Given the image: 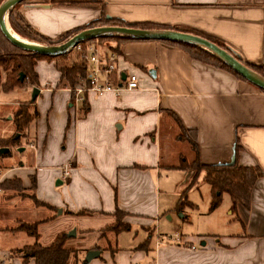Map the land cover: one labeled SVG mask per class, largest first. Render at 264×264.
I'll use <instances>...</instances> for the list:
<instances>
[{
	"label": "crops",
	"instance_id": "1",
	"mask_svg": "<svg viewBox=\"0 0 264 264\" xmlns=\"http://www.w3.org/2000/svg\"><path fill=\"white\" fill-rule=\"evenodd\" d=\"M19 11L34 30L52 39L83 27L104 11L107 18L130 24H162L178 31L188 28L224 43L249 64L263 60L264 0L30 2ZM118 48V67L136 74V90L87 92L85 102L76 103L68 88L57 86L59 73L45 59L35 65L40 91L34 101L30 85L0 90V110L8 118L0 121L7 127L0 138L14 133L8 112L16 110L15 105L27 103L38 113L19 145L6 147L9 151L0 154V181L18 176L25 184L34 175L35 197L46 203L23 204L24 199L9 198L0 189L2 264H35L34 259L23 262L11 254L35 242L25 231L8 229L18 221L38 222L39 241L47 245L66 230L73 229V236L78 231L84 236L101 230L114 222L116 208L125 213L122 221L128 228L106 234L113 244L97 248L95 242L85 247L86 251L100 250L87 264H264V176L254 184L249 208L238 205L233 212L231 201L226 204L227 214H235L238 223L230 231L226 230L229 220L206 222L198 233L175 223L166 237L159 215L163 210L173 221L174 212L160 204L157 179L162 169H178L182 158L194 157L189 143L178 139L181 129L176 118L185 128L196 130L203 163L231 162L238 141L242 147L238 163L259 165L264 173V92L161 41L123 40ZM12 91H18V99L1 98L2 93ZM165 145L169 150L164 151ZM174 145H183L187 153L173 151L170 146ZM13 147L23 148L19 152L26 155L12 158ZM67 161L72 162L71 175L62 180L59 167ZM192 175L185 171L182 188ZM199 182L204 181L200 178ZM187 207L195 208L193 204ZM179 217L182 223L190 222L185 209ZM133 230L136 233L131 235ZM146 240V247L141 246ZM79 257L84 259L81 251Z\"/></svg>",
	"mask_w": 264,
	"mask_h": 264
},
{
	"label": "trees",
	"instance_id": "2",
	"mask_svg": "<svg viewBox=\"0 0 264 264\" xmlns=\"http://www.w3.org/2000/svg\"><path fill=\"white\" fill-rule=\"evenodd\" d=\"M2 1L3 0H0V3ZM30 2L51 5H82L94 3L102 4L103 0H23L22 2L18 3L8 15V21L11 28L19 36L27 40L42 44H56L64 42L78 31L95 26L112 25L142 27L149 29L172 28L168 25L146 22L130 24L118 18H107L104 11H102L99 17L89 21L83 27L66 32L58 36L56 39H52L34 30L21 15L19 11L20 6L28 4ZM180 31L196 34L214 42L218 46L229 51L256 73L264 77V46L262 62L259 64H249L239 56H236L233 51L224 43L214 38L202 35L188 28H181ZM123 40L136 39L107 35L82 41L80 44H96L102 50H111L118 53L119 43ZM152 41H161L170 46L180 47L191 58L223 68L239 79L247 81L216 55L199 46L171 40ZM40 59H45L53 62L55 69L59 73V79L57 82L58 87L74 88L75 86L79 85L86 77V63L76 49H72L65 54L56 56L36 54L30 51L22 50L12 45L0 31V90L10 91L14 88H21L25 85V83H28V85L31 86L38 85V75L35 70V65ZM20 74L23 75L22 80L20 79ZM260 90L264 92L263 89ZM37 116V110L34 107H30L28 104H24L17 108L11 118V121L14 125V133L9 137L0 138V146L9 147L19 145L21 138H23V135L27 133L30 123L33 122L37 118ZM176 120L178 121L181 129L178 139L187 141L190 145L191 150L194 152V157L192 160L188 161L187 159L182 158L180 163L176 166L180 170L191 171L193 173L181 196L186 198V193L188 192V190L194 187L198 183V180L201 178L205 183L209 185L211 191V201L209 206L210 210H213L219 206L221 197L224 193L228 194L230 198L231 210L233 212L236 211L238 205L249 208L251 204V194L254 184L258 179L264 176L262 168L259 165L243 166L238 163L237 154L242 149L238 141L235 142L234 146L235 159L233 162L214 164L203 163L199 157L196 130L185 128L180 123L178 118H176ZM31 179L32 184H34V178ZM20 183L21 179L18 177L4 179L0 181V189L4 188V190H7L10 187L15 189L14 187H19ZM32 187H34V185ZM32 198L35 203H41L35 196H33ZM182 204L183 202L181 201L180 204H177L178 206L176 208L178 211L181 210ZM79 213H83V211H79ZM114 214L116 215L117 219L119 218V214L122 216L125 215V213L118 208H116ZM127 228L128 225L121 222L120 219H118L114 225L107 226V229H111L115 233H119L120 231L126 230ZM8 229L11 231L22 230L35 238V242L32 245L24 246L11 252L12 255H16L17 257L21 258L23 262H26L29 259H34L35 264H70L71 262H74V264H80L78 250L65 246V243L68 239V235L65 232L58 233L49 244L42 245L39 241L38 222L27 223L24 221H18L15 226L9 227ZM146 245L147 240L141 244V246L143 247H146Z\"/></svg>",
	"mask_w": 264,
	"mask_h": 264
},
{
	"label": "rangeland",
	"instance_id": "3",
	"mask_svg": "<svg viewBox=\"0 0 264 264\" xmlns=\"http://www.w3.org/2000/svg\"><path fill=\"white\" fill-rule=\"evenodd\" d=\"M58 44V43H56ZM86 46V45H84ZM76 52V51H75ZM74 52V53H75ZM25 85H28V83H25ZM24 85V86H25ZM31 86V85H30ZM18 91H12L4 94L2 93V97L3 99H18ZM22 103V102H21ZM27 104V103H22V104H17L14 106V108H19L20 106ZM15 112V110L13 112H8L12 118L13 113ZM5 113L3 111L0 110V121L2 120H7L8 118L4 115ZM7 114V111H6ZM10 118V119H11ZM0 133L2 134V137H4V133L7 131V127H6V123L5 125H1L0 124ZM6 127V128H5ZM28 132V131H27ZM26 134L23 135V137L25 138ZM23 141H25L23 139ZM28 139H26L27 143ZM29 143V142H28ZM172 148L173 151H185L186 152V148L183 145H174V146H170ZM168 148L169 150V146L165 145L164 146V151ZM167 150V152H168ZM12 151V158L18 156L19 158H23L26 154L23 153V151L18 150V148L13 147L11 149ZM187 153V152H186ZM11 159V157H8ZM70 162L72 165L71 161H67ZM64 162L63 164L67 163ZM60 165L59 170H60V178L62 180H67L70 178V176L63 178L62 174H61V167L62 165ZM184 174L185 171L183 170H179V169H162L159 173V175L157 176L158 181H159V190H160V204L164 205V209L166 211H172L174 212L173 214V221L169 220L167 218V215L164 214L163 210L162 212H160L159 217L162 218L161 220V231L164 237L168 236V234H170V231L172 230V228L174 227L175 223H178L179 226H181L182 229L186 230L189 229L191 230L193 233H198L201 230V226L203 227L204 223L209 222L211 220H216L219 223H225L229 220L230 224L226 227L227 231H230L232 229V227L234 225H238L237 223V219H235V214H227V210H226V204H229L230 202V198L228 196V194L224 193L221 197V202L220 205L217 209V212H213V210H209V204L211 201V191L209 189V186L207 183L205 182H199L197 183V185H195L194 187H192L190 190H188V192L186 193V198L182 197L181 194L184 190V188H182V185L184 184ZM14 177H18V176H14ZM23 177L27 178L26 172L25 175H23ZM1 178V175H0ZM20 178V177H18ZM31 178L35 179V176L31 175L29 176V179L27 181V183L24 184V182L21 179V183L20 186H16L14 187L15 189H13L12 187H10L9 189L5 190V193L7 195H9V198H13L16 197L18 199H24L25 202L23 204H28V201H32L34 204L36 205H40V204H46L45 202H42L40 200L41 203H35V201L33 200V196H35L34 194V188H35V182L34 184H32L31 182ZM26 182V181H25ZM34 185V187H32ZM2 191L4 190V188L1 189ZM180 201L183 202L182 206H181V210L178 211L177 210V204H180ZM191 204H193V206L195 208H189L187 206H191ZM183 209L186 210V212H188L189 215V220L190 222H184L182 223V221L180 220V215H182L183 213ZM193 209V210H192ZM59 211V210H58ZM57 211V213H58ZM29 213V212H27ZM118 216V215H117ZM114 222L109 224L108 226H112L114 225L118 219L121 220V222H123V218L124 216L119 214V218L117 219L116 215L114 214ZM225 229L224 225L220 228V231H223ZM73 231V229L70 230H66V234L68 235L69 233H71ZM111 229H107V226H105L104 228H102L101 230H97V232H89L86 235L82 236L81 232H77L76 236H70L69 239L70 241H66L67 243H65L68 245H72L75 247H80L82 250H78L76 248H73L75 250L81 251L82 254H84V256L86 255V250L84 249L85 247H88L89 245H92L93 243L96 242L95 245H97L98 248L101 247H105L107 244L110 243H115L113 239L110 240H106V234L108 232H111ZM136 232L135 230L131 231L130 234L134 235ZM138 235H140V233H142V231L140 229H138L137 231ZM100 235H104L105 238H100ZM177 236V235H176ZM128 238V237H127ZM178 238V237H176ZM137 239H139V236H137ZM127 241H130V239L128 238ZM171 242H173L171 240ZM82 257V255H81ZM80 258V264L82 262V258ZM70 264H74V262H71Z\"/></svg>",
	"mask_w": 264,
	"mask_h": 264
},
{
	"label": "water",
	"instance_id": "4",
	"mask_svg": "<svg viewBox=\"0 0 264 264\" xmlns=\"http://www.w3.org/2000/svg\"><path fill=\"white\" fill-rule=\"evenodd\" d=\"M23 0H3L0 3V31L3 36L14 46L30 51L36 54L56 56L60 54H65L72 50L77 44L82 41L97 38L99 36H122L126 38H132L136 40H171L190 43L199 46L224 61L229 67H231L235 72H237L241 77L247 80L252 85L257 88L264 90V77L256 73L254 70L242 63L237 57L231 54L226 49L218 46L214 42L191 33L173 30V29H149V28H138L130 26H95L91 28H86L78 31L71 37H69L64 42L58 44H42L35 41L28 40L23 41L17 38L8 27V15L10 11ZM27 40V39H26ZM126 76L125 72H122L121 78L124 79ZM20 79H23V75L20 74ZM40 89L37 86H33L31 93V100L34 101L37 97ZM23 148H19L22 150ZM9 149L6 147L0 148V154L8 152ZM232 160L231 162H233ZM60 211V210H59ZM75 235L72 231L68 236ZM100 250L90 249L86 252L84 259L81 264H87L92 258L98 256Z\"/></svg>",
	"mask_w": 264,
	"mask_h": 264
},
{
	"label": "built area",
	"instance_id": "5",
	"mask_svg": "<svg viewBox=\"0 0 264 264\" xmlns=\"http://www.w3.org/2000/svg\"><path fill=\"white\" fill-rule=\"evenodd\" d=\"M76 49L86 63L87 73L84 80L74 88H68L74 97L75 102L83 103L86 100L87 92L102 95L106 92L119 94L124 90H136L138 88V77L134 73L126 74L121 78V71L118 67V53L111 50H102L96 44H77ZM63 178L71 175V163L67 162L61 167ZM3 260L0 258V264Z\"/></svg>",
	"mask_w": 264,
	"mask_h": 264
},
{
	"label": "bare ground",
	"instance_id": "6",
	"mask_svg": "<svg viewBox=\"0 0 264 264\" xmlns=\"http://www.w3.org/2000/svg\"><path fill=\"white\" fill-rule=\"evenodd\" d=\"M8 27L10 28V31L12 32V34H14L17 38H19L20 40H23V41H27L29 42L28 40H26L25 38L19 36L10 26V24H8Z\"/></svg>",
	"mask_w": 264,
	"mask_h": 264
}]
</instances>
